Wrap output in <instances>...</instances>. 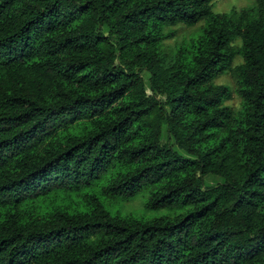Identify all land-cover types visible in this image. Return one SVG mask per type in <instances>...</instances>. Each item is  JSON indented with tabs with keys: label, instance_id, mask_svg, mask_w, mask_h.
I'll list each match as a JSON object with an SVG mask.
<instances>
[{
	"label": "trees",
	"instance_id": "trees-1",
	"mask_svg": "<svg viewBox=\"0 0 264 264\" xmlns=\"http://www.w3.org/2000/svg\"><path fill=\"white\" fill-rule=\"evenodd\" d=\"M216 1L0 0V264H264V0Z\"/></svg>",
	"mask_w": 264,
	"mask_h": 264
},
{
	"label": "rangeland",
	"instance_id": "rangeland-1",
	"mask_svg": "<svg viewBox=\"0 0 264 264\" xmlns=\"http://www.w3.org/2000/svg\"><path fill=\"white\" fill-rule=\"evenodd\" d=\"M253 5V0H217L214 4L213 11L218 14L222 13H229L231 11H239L243 8H248ZM203 23H198L197 25L193 27H185L179 25L176 28H172L174 32V36L166 41L168 45V49L175 50L179 46L188 44L191 41V38L195 36L199 32V29L202 27ZM240 61L237 60L236 63H239ZM143 78L145 83H148V74L143 73ZM217 84H222L226 85L230 88H233V81L229 75H225L223 77H220L219 79L216 80ZM226 105L233 108V109H238L239 107V100L238 98L232 94L231 98L227 100ZM204 182L206 186H214L218 183L222 182V179L215 177V176H206L204 179ZM105 183V179H101L100 181L96 182L91 188L85 189L82 192L83 193H96L100 194V188L101 186ZM74 199L77 200V197L74 196ZM104 200V199H102ZM117 201V202H116ZM119 200H112V201H103L104 206L106 209L111 212L112 214H120V215H133L134 217H144V218H154L156 216H161L163 215L162 212H149L146 211L144 208L145 204V195L141 194L138 195L137 197L129 200L128 202H118ZM62 204L69 206L71 209H77L79 210V206L74 207L73 203L71 200L65 201L61 200L60 201Z\"/></svg>",
	"mask_w": 264,
	"mask_h": 264
}]
</instances>
